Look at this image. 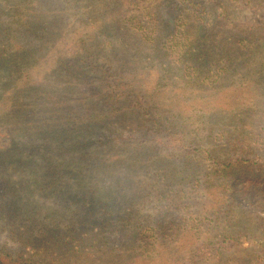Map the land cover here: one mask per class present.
Returning a JSON list of instances; mask_svg holds the SVG:
<instances>
[{
	"label": "trees",
	"instance_id": "obj_1",
	"mask_svg": "<svg viewBox=\"0 0 264 264\" xmlns=\"http://www.w3.org/2000/svg\"><path fill=\"white\" fill-rule=\"evenodd\" d=\"M114 1L102 22L82 0H0V168L18 175L0 169V219L21 228L0 264H194L251 238L234 200L264 190V21Z\"/></svg>",
	"mask_w": 264,
	"mask_h": 264
},
{
	"label": "rangeland",
	"instance_id": "obj_2",
	"mask_svg": "<svg viewBox=\"0 0 264 264\" xmlns=\"http://www.w3.org/2000/svg\"><path fill=\"white\" fill-rule=\"evenodd\" d=\"M84 1V6L85 8H80L81 11L83 12H88L89 7H92V9L94 11H96V15L91 13V17H93L95 15L96 19L102 22H106V17L103 15L104 6H107V3H103V0H82ZM173 2H180L181 0H172ZM195 2H209L206 0L203 1H198V0H194ZM223 2V4L228 8L229 11V15L226 17L223 16L225 18V20H240V21H244L247 24H251V23H256L258 24L259 22L264 21V0H260V1H254L253 4H251V6H243L238 4V2H236L237 4L231 3L230 0L227 1V3H225V0H221ZM116 4L120 2V0H115L114 1ZM102 3L106 4L103 5L102 7ZM209 4V3H208ZM169 4H166V2H164L160 8L158 9L159 12L164 16V17H168L170 15V11H172L170 9V6H167ZM228 5V6H227ZM111 7V5L109 6ZM223 6H221L220 8H213L211 11H213V15H217L221 10ZM108 11V9H106V12ZM184 12H187L186 10H184ZM64 14V13H63ZM222 15H225V13H222ZM204 16L206 17L207 20H211L213 18L212 15H207L204 14ZM212 16V17H211ZM214 16V17H215ZM217 17V16H216ZM222 16L218 17L221 18ZM229 17V18H228ZM86 19V18H85ZM264 129V127H263ZM163 149H166L165 151H169L175 155H177V157L181 156L182 153L180 152V148H176L173 146H166L163 147ZM180 154V155H178ZM2 170V172H7L9 174H11V176H14V174L12 173L13 168L12 167H7V168H0ZM13 172H17L16 170ZM18 176V175H17ZM17 176H14L13 178L16 179ZM12 178V179H13ZM248 194V195H247ZM240 193L238 196H236V199L234 200V203L236 205L239 206H243L247 209H249L250 211H254L255 213L258 214V217L256 218L255 222L250 223V230H251V238L250 239H245L243 240V242H229L227 244V247L225 248H219L220 250L217 251V254L215 255H208L207 253H205L204 256L201 257H196V258H190L192 263L194 264H237L243 262L242 264H256L255 262H251L249 260V258H261V264H264V220L261 221L259 217L264 218V190L262 192H260L259 190H255L251 193ZM60 199V198H58ZM153 207V203L152 202H146L144 203V205H140L139 209L140 211H144V210H150L149 208ZM155 208H157V205L155 204L154 206ZM154 208V210H155ZM19 207L17 208V212H18ZM9 223V220L7 221ZM4 223H2V220L0 219V244L1 243H8V245L10 246H17L20 242V240L17 237V234H20V230L21 228L17 229L15 226L9 225L6 223L5 227L3 226ZM15 224H18V222H16ZM3 226V229H1ZM112 236L113 238V242L111 246H114V249H118L121 247V244H130V237L129 234H124V235H120V232H113V234H111V232H108L105 237L107 239H109V241L111 240ZM194 238H192L191 240H193ZM187 240L185 238H182L181 240L179 239L178 242V251L181 252L176 258H185L184 255H186L183 252L182 247L186 244ZM201 242V239L199 240V243ZM135 245V244H133ZM213 246V245H211ZM216 248L217 246H213L211 247V250H213V252H216ZM184 254V255H183ZM138 259H135L134 262L130 263V264H162L161 262H159V260H153V259H147V258H151V257H146V256H141V257H136ZM155 258V257H153ZM159 258V257H156ZM71 261H74L76 264H105V262H109L111 264H122L121 262H117L115 263V261H106V259H93V258H81V256H75ZM245 259H248L247 262L243 261ZM98 260V261H97ZM182 261H184L182 259Z\"/></svg>",
	"mask_w": 264,
	"mask_h": 264
}]
</instances>
